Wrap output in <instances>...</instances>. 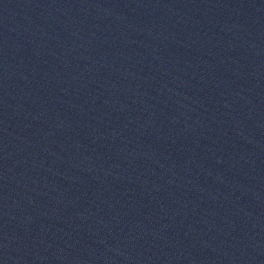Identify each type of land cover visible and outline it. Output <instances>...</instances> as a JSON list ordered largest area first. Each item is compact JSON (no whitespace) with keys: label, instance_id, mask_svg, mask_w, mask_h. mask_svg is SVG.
Masks as SVG:
<instances>
[{"label":"water","instance_id":"water-1","mask_svg":"<svg viewBox=\"0 0 264 264\" xmlns=\"http://www.w3.org/2000/svg\"><path fill=\"white\" fill-rule=\"evenodd\" d=\"M0 264H264V0H0Z\"/></svg>","mask_w":264,"mask_h":264}]
</instances>
